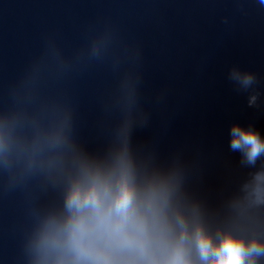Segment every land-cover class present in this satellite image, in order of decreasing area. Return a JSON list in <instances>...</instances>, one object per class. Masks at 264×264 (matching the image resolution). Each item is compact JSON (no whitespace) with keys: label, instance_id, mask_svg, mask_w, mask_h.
Listing matches in <instances>:
<instances>
[{"label":"water","instance_id":"1","mask_svg":"<svg viewBox=\"0 0 264 264\" xmlns=\"http://www.w3.org/2000/svg\"><path fill=\"white\" fill-rule=\"evenodd\" d=\"M233 125L264 142V0H0V264H55L47 222L121 157L174 225L264 245V151Z\"/></svg>","mask_w":264,"mask_h":264},{"label":"clouds","instance_id":"2","mask_svg":"<svg viewBox=\"0 0 264 264\" xmlns=\"http://www.w3.org/2000/svg\"><path fill=\"white\" fill-rule=\"evenodd\" d=\"M250 80L245 77V83ZM254 102L252 97L249 103ZM231 131V147L246 148V159L254 163L264 142L252 130L233 125ZM255 179L264 180V175ZM166 203V196L155 190L137 192L123 157L117 175L86 171L66 194L67 215L45 226V258L52 256L55 264H196L193 245L203 264H255V257L264 255V245L255 239L246 244L224 234L214 243L199 224L190 233L179 214L174 225L165 213Z\"/></svg>","mask_w":264,"mask_h":264}]
</instances>
